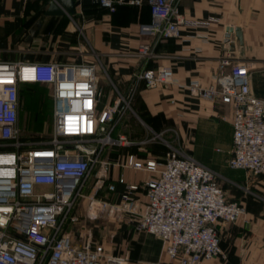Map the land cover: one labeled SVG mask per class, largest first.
Wrapping results in <instances>:
<instances>
[{"label": "built area", "instance_id": "2783aa9c", "mask_svg": "<svg viewBox=\"0 0 264 264\" xmlns=\"http://www.w3.org/2000/svg\"><path fill=\"white\" fill-rule=\"evenodd\" d=\"M122 2L139 4L140 0H97L109 10ZM147 3L150 18L138 24L139 33L156 39L178 36L179 24L186 20L177 0ZM136 54L147 58L150 44L140 42ZM220 62L228 70L214 75L208 84L192 79L180 86L193 96L230 106L227 164L248 174H264V99L250 93L247 63L227 58ZM134 76L145 87H155L170 82L172 71L156 65ZM22 83L49 86L50 131L42 140L20 137ZM68 84L72 87H64ZM132 92L130 84L98 107L101 91L93 62L0 60V264H120L122 256L110 254L84 230L85 220L98 217L114 221L127 217L135 228L157 236L162 252L176 264H200L222 255L215 224L234 221L243 206L225 195L211 168L172 146L161 157L148 152L125 154L122 165L150 175L139 183H127L118 201L82 191L95 165L98 187L108 168L118 163L101 157L104 148L137 143L143 149V143L162 134L153 132L138 142L111 136L110 126L129 107ZM107 188L112 189V184Z\"/></svg>", "mask_w": 264, "mask_h": 264}, {"label": "crops", "instance_id": "0c3cea01", "mask_svg": "<svg viewBox=\"0 0 264 264\" xmlns=\"http://www.w3.org/2000/svg\"><path fill=\"white\" fill-rule=\"evenodd\" d=\"M49 1L0 0V60L93 62L101 91L98 107L133 84L129 100L133 116L126 119L129 126L140 129L126 134L130 139L138 142L148 132H163L171 126L181 138L189 132L194 143L189 155L233 183H240L238 190L221 186L228 198L243 206L234 221L215 224L222 255L200 264H264V174H259L261 184H242L244 170L226 163L231 148L230 106L193 96L180 86L192 79L208 84L214 75L228 70L229 66L220 62L227 58L248 64L250 93L264 99V0H177L186 22L179 24L178 36L158 39L138 31V24L150 18L147 0L116 3L113 10L100 6L97 0H73L72 13L59 2L60 13L48 11ZM190 20L207 23L192 25ZM140 42L151 46V54L145 59L136 54ZM156 65L171 69L170 82L145 87L135 79L137 71ZM127 152L145 154L137 143L104 148L101 157L118 163L108 168L98 187L95 165L82 191H95L99 198L118 201L127 183L147 178L149 172L121 164ZM108 184L113 188L108 189ZM136 194L143 198L141 191ZM107 224L99 229L97 240L104 242L107 231L115 240L125 237L130 243L125 264H176L162 252L157 236L133 232L125 220Z\"/></svg>", "mask_w": 264, "mask_h": 264}, {"label": "rangeland", "instance_id": "374dc122", "mask_svg": "<svg viewBox=\"0 0 264 264\" xmlns=\"http://www.w3.org/2000/svg\"><path fill=\"white\" fill-rule=\"evenodd\" d=\"M103 80L104 79L102 78L98 79L99 83L102 85H103ZM35 86L36 87L34 88L25 89V100L23 104L21 103L20 100V109L18 114L20 137L23 139L34 140V141L42 140L48 136L50 131V121H51V102L49 96V91H50L49 86L46 84H37ZM129 116L131 117L133 116V113L131 112L129 107H126L121 115L115 116L114 123L112 126H110V134L112 137H117L118 135H124L125 138L130 139L126 134L131 135L135 133L138 129H140V127L132 128L131 126L128 125L126 118ZM136 123L138 124L137 126H140L138 121H136ZM170 128L171 130L170 129L164 130L162 134H160V137L155 136L153 139L149 140L148 142L143 143L141 145L143 147L141 151L145 153L149 152L153 156L161 157L163 156L164 151L169 146H172L178 149L180 152L190 154L194 148V143L192 142L193 139L191 133L187 132L185 136L181 138L180 135L176 133V129L173 126H171ZM151 135H153V131L144 134L142 136L143 137L142 139L150 137ZM118 145H122V144H118ZM111 146H115V145H111ZM111 146H109L108 148H111ZM230 154H231V148H230ZM212 170L216 175L217 181L225 190L227 188L232 190L233 189L238 190L237 186L238 184L240 185V183L237 180H235L237 183L236 182L233 183L224 176H221L214 169ZM256 183L258 184L262 183L259 181V175L248 174L244 171L242 184L248 186V185H254ZM250 188L253 189L254 187L251 186ZM77 210L79 211L80 208L78 207ZM123 220L131 224L130 230H132L133 232L144 231L135 228L134 224L131 221H129L127 217H124L119 221H114L104 217H98V219H93V220H85L84 225L86 227L84 230L86 231L89 230L91 232V237L97 240L98 238L97 233H100L99 229H101L103 226L110 225L107 223H111V224L120 223ZM101 243L104 249L108 250L110 254L122 256L124 258V264H125V262L128 259V255L130 253V243L127 241L125 237L121 239L117 238L115 240L114 235L109 236V232L107 231V235H105L104 242Z\"/></svg>", "mask_w": 264, "mask_h": 264}, {"label": "water", "instance_id": "95a60500", "mask_svg": "<svg viewBox=\"0 0 264 264\" xmlns=\"http://www.w3.org/2000/svg\"><path fill=\"white\" fill-rule=\"evenodd\" d=\"M57 2H59L67 12L69 13L73 12V0H50L48 2L47 10L54 13H60L61 8L58 6ZM234 30H236V28ZM235 33L238 36V32L236 31ZM226 35H228V32H226Z\"/></svg>", "mask_w": 264, "mask_h": 264}, {"label": "trees", "instance_id": "16d2710c", "mask_svg": "<svg viewBox=\"0 0 264 264\" xmlns=\"http://www.w3.org/2000/svg\"><path fill=\"white\" fill-rule=\"evenodd\" d=\"M40 84V83H22L19 86V101L21 100V103H24L25 100V89L29 88H34L36 87L35 85ZM23 86V88H22Z\"/></svg>", "mask_w": 264, "mask_h": 264}, {"label": "snow or ice", "instance_id": "6c2138e0", "mask_svg": "<svg viewBox=\"0 0 264 264\" xmlns=\"http://www.w3.org/2000/svg\"><path fill=\"white\" fill-rule=\"evenodd\" d=\"M64 87H67V88H71L72 85L71 84H68V85H65ZM90 104V102H88Z\"/></svg>", "mask_w": 264, "mask_h": 264}, {"label": "bare ground", "instance_id": "6f19581e", "mask_svg": "<svg viewBox=\"0 0 264 264\" xmlns=\"http://www.w3.org/2000/svg\"><path fill=\"white\" fill-rule=\"evenodd\" d=\"M120 264H124V260H120Z\"/></svg>", "mask_w": 264, "mask_h": 264}]
</instances>
